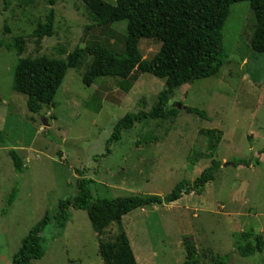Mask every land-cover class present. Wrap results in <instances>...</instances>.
I'll use <instances>...</instances> for the list:
<instances>
[{
    "label": "rangeland",
    "instance_id": "rangeland-1",
    "mask_svg": "<svg viewBox=\"0 0 264 264\" xmlns=\"http://www.w3.org/2000/svg\"><path fill=\"white\" fill-rule=\"evenodd\" d=\"M3 2L0 264H12L21 240L45 213L76 195L78 171L92 182L94 199L165 197L182 181L192 184L212 161L221 164L212 183L172 204L134 210L102 233L92 229L85 211L70 209L60 237L53 224L45 229V255L31 264H184L186 245L197 264L226 254L227 264H264V248L249 258L234 249L246 233L251 245L256 236L264 242V55L250 48L255 22L248 3L230 7L222 29L227 59L216 77L180 87L163 118L136 123L106 155L116 123L148 113L164 89L162 80L134 72L127 93L108 78L86 88L82 77L92 58L84 56L78 69L67 71L54 107L34 115L26 97L13 91L14 69L23 58L64 60L77 48L95 45L122 52L126 24L96 25L81 0H13L6 11ZM50 10L53 34L37 43L32 35ZM138 50L148 61L160 43L142 39ZM187 108L203 111L207 120L188 115ZM9 150L23 161L20 175ZM233 159H256L260 165L235 167ZM14 187L17 195L8 207Z\"/></svg>",
    "mask_w": 264,
    "mask_h": 264
},
{
    "label": "trees",
    "instance_id": "trees-1",
    "mask_svg": "<svg viewBox=\"0 0 264 264\" xmlns=\"http://www.w3.org/2000/svg\"><path fill=\"white\" fill-rule=\"evenodd\" d=\"M12 1L4 0V11ZM81 1L96 25L126 24L123 51L116 52L95 45L77 48L66 55L64 60L46 57L20 59L14 69L13 91L26 97V108L31 114L38 115L44 109L53 108L54 98L67 71L78 69L84 56L92 58L82 77V85L86 88L100 79L108 78L113 79L117 88L127 93L132 87L130 80L134 72L162 80L164 89L158 94L154 107L148 113L128 116L116 123L113 134L106 143V155L110 154L109 146L118 142L122 134L131 130L136 123L163 118L171 97L180 87L216 77L227 59L222 44V29L233 4L248 3L255 22L250 48L255 54L264 55V0H115L113 5L103 0ZM53 23L54 12L50 10L44 23L32 35L37 43L52 36ZM142 39L160 43V50L151 60H144L138 50ZM16 45L18 54H21L23 39H16ZM185 112L200 120H207L205 113L199 109L187 108ZM8 156L15 173L22 174L21 157L14 150H9ZM232 164L235 167L249 168L258 167L260 162L256 159H233ZM220 166L218 161H212L192 184L182 181L165 197L134 195L112 200L94 199L92 182L85 178V172L78 171L76 195L60 200L52 212L45 213L21 240L19 250L12 257V264H31L32 261L41 260L45 255L43 232L53 224L55 237H60L69 221L70 209L85 211L92 229L102 233L134 210L169 205L183 196L197 192L214 181ZM16 195L17 187H14L7 202L8 207L13 204ZM250 237L251 233L242 234L234 244V249L241 258H249L263 251L262 238L256 236L255 244L251 245L248 242ZM186 253L189 261L184 264H197L194 249L186 245ZM229 258L230 254L216 256L212 264H227Z\"/></svg>",
    "mask_w": 264,
    "mask_h": 264
},
{
    "label": "water",
    "instance_id": "water-1",
    "mask_svg": "<svg viewBox=\"0 0 264 264\" xmlns=\"http://www.w3.org/2000/svg\"><path fill=\"white\" fill-rule=\"evenodd\" d=\"M43 126H47V123L45 122V120H43ZM225 167V165H223Z\"/></svg>",
    "mask_w": 264,
    "mask_h": 264
}]
</instances>
